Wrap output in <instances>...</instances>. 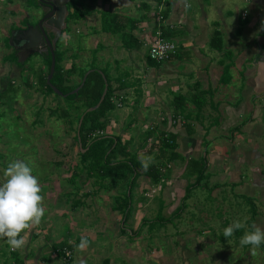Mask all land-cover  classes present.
Returning a JSON list of instances; mask_svg holds the SVG:
<instances>
[{"label":"crops","instance_id":"crops-1","mask_svg":"<svg viewBox=\"0 0 264 264\" xmlns=\"http://www.w3.org/2000/svg\"><path fill=\"white\" fill-rule=\"evenodd\" d=\"M240 1H97V70L108 76L117 96L115 103H121L116 109L123 110L122 119L111 120L104 130L106 135L130 143V150L139 164L131 179H137L130 192L128 180L108 178L97 182L88 174L77 173L78 162L54 163L58 173L52 172L50 179L47 176L40 183L42 197L48 198L43 205L47 221L42 219L39 225L21 234L25 244L14 252L9 248L12 259L0 248V264H65L59 254L64 243L71 247L68 250L82 258V263L88 264L97 255V235L103 234L100 231L110 228V224L122 227L125 224L130 229L132 238H128L126 245L131 250L140 242L137 233L143 232L145 227V232L153 236L154 232L159 235L171 224L172 220L163 224L160 216L166 220L173 217L197 220L206 213L208 209L205 207L204 211L203 207L209 202L218 203L211 210L220 207L222 224L230 225L233 220H238L239 217L234 219L231 212L234 213L233 207L238 209L240 204L229 202L231 193L240 191L244 184L264 191V167L257 162L259 158V161L264 160L261 157L263 151L258 140L253 139V136L261 135L260 130H253L255 117H260L258 114L264 101V0ZM102 11L109 12L113 20L107 32L104 31L107 18L100 13ZM163 11H166V19H163ZM159 29H163L166 39L175 42L178 49L169 62L154 64L149 61V50ZM63 49L67 50V47L63 46ZM70 51L64 60L65 69L78 63L79 57H73L75 53ZM72 79L80 81L78 76ZM10 82L16 84V78H11L3 91ZM24 85L28 87L25 82ZM248 128L253 130L247 132ZM163 139L172 149L165 151ZM73 142L75 145L69 146L68 154L77 155L82 147ZM142 161L148 164L147 170ZM154 166L163 176L159 183L148 174L154 173L151 170ZM198 170L204 174L200 179ZM245 170L249 172L248 176L244 175ZM127 171L124 169L120 175H126ZM72 176H81L78 184ZM64 184H68L65 188L72 204L64 198ZM125 187L127 194L132 195L129 215L128 210H121L118 202L120 191L125 192ZM198 190L203 195L208 191L210 196L195 200ZM56 192H60L59 195ZM55 195L59 198L54 197L51 203ZM61 196L64 203L60 201ZM240 196L235 194L233 198L236 200ZM226 203L229 209L224 207ZM179 210H182L181 215L176 216ZM131 212H134L132 216ZM90 216L103 219L105 227L100 229L102 224L100 230H97V224L85 227ZM56 217L64 219L63 225L70 224L76 237L71 236V231L66 235H55L53 220ZM258 217L257 214L254 224ZM187 225L178 223L177 232L166 235L163 243L170 237L184 250L192 239L187 241L183 235L186 229L188 233L194 229L193 224ZM201 225L205 227L198 233L204 235L214 233L212 229L217 224L206 219ZM248 231L251 230L248 228ZM124 235L118 239L121 246L125 245ZM81 236L87 239L88 245L84 250H77ZM109 241L115 239L109 238ZM182 241L185 242L183 246ZM15 252L18 257L26 255L23 262L16 259ZM111 264L124 263L111 260Z\"/></svg>","mask_w":264,"mask_h":264},{"label":"rangeland","instance_id":"rangeland-1","mask_svg":"<svg viewBox=\"0 0 264 264\" xmlns=\"http://www.w3.org/2000/svg\"><path fill=\"white\" fill-rule=\"evenodd\" d=\"M236 1L241 3L240 0ZM86 6L87 4L85 3V7ZM97 7L98 5L95 4L94 9L97 10ZM243 10L244 8L241 11ZM89 11L91 10H88V12ZM83 13L86 14V11ZM83 21L84 22L80 24L75 22L71 24L73 28H71L69 32L64 33L63 46H66L67 49H72L74 53L76 52V54L82 53L79 55L77 60V64H80L78 66V70L87 69L88 71H91L93 70L91 69L92 66L97 67V11L95 14L87 16V18ZM15 22H17V20L11 17L8 8H5L4 4H0V178H2L3 171L10 162L20 160L32 168V174L38 178L40 185V183H42L47 176L50 179L52 172L58 173V168L55 166L53 167L54 163H58L63 160L78 162V154H68L70 151L69 146L75 145L73 140L75 141L74 135L76 132L70 130L63 121H59L57 116H51V109H58L57 100L59 99L58 101L60 102L61 98L59 96V98H57L56 94L46 97L44 95H48L47 91L41 87L39 88L37 78L39 71L36 66L40 64L38 63L40 61L38 56L31 58L25 63V61L22 62L21 60H16L15 57L13 58L12 56L7 55L9 54V50H6L3 43H7V39L9 37H6L5 30H8V28H11L12 26H17L21 21L18 24ZM69 52L71 51L68 50V53ZM70 62L71 61H68V63ZM83 63H85V65H83ZM17 64H20L23 72L22 70L20 71L18 67H15ZM11 78H16L15 89H11L5 93L2 92L3 88H6L7 83ZM29 79L31 81V86L27 85L28 87H26L24 82L27 83ZM12 98L13 101H10ZM62 101L69 103V101L65 99ZM261 104L262 105L258 114L260 117H255V121H257L255 122L254 130H252H260L261 135L258 137L253 136V139L255 141L258 140L260 143L263 154L261 150H259V152L262 154L261 157L264 158V101L261 102ZM114 111L115 112L110 113L111 117L107 119L108 123H111V120L120 121L122 119L120 114L123 113V110L115 108ZM58 112L59 113L57 114L60 115V110H58ZM252 118L253 117H251V119ZM230 119H232V117ZM223 123L225 122H222V124ZM252 130L248 128L247 132ZM251 146L253 147V145ZM258 157H255L254 160H257ZM259 159L257 162H259L261 168H263L264 160L261 159L259 161ZM79 166L81 165L79 164ZM80 173L86 174V170H84V172L80 171ZM244 175L248 176L249 172H244ZM80 177L81 176L76 177L77 184ZM58 184L59 183L57 182V187ZM67 185L68 184H64L63 195L65 200H68L70 204H72V198L67 196L68 193L65 188ZM243 186L244 187L241 188L242 190H235L234 193H231V197H229V202L240 204L238 207L239 210L236 206L233 207V211L235 212H231V215L234 219L239 217L238 220L245 223V221L251 217V209L256 207L259 217L257 220L258 222H256L255 225L264 230V191L260 188H256L254 185L244 184ZM229 189L231 190V188ZM204 192V195L199 190L195 192L194 199L199 200V198H201V200H204L203 196H210L208 191ZM56 193L59 195L60 192ZM235 194H240L242 196L235 200L233 198ZM226 196L229 195L226 194ZM47 197H50V194H48ZM54 197L57 199L59 198L57 195L53 196L51 198V203L54 202ZM47 199L48 198L46 197L43 198V205L46 204ZM62 199L63 197L61 196L60 201H63L62 203H64V200ZM213 205H218V203H207V205L203 207V210L205 211V207L208 210L206 213L201 214L202 217L197 220H190L191 217H189L188 220H184L183 217L179 220L173 219L171 224L166 225L164 229H162V233H159V235L154 232L152 236L148 231L145 232V227L143 232L137 234V239L140 242L134 244L133 249L131 250L130 246L126 245V241L129 240L128 238H132L130 229L127 226L124 228L119 225L114 226L110 224V228H106L105 231H100L103 234L97 235L96 233L94 235H97V255L93 258V261H89L88 264H99V262L105 258H111V260L116 261L117 263L122 262L124 264H264V249L259 247L256 250L257 254L253 256L251 254V248L245 250L246 248L244 246L242 247L240 244L236 246L234 245L236 241L228 242L227 245L221 241L223 236V227L220 219L221 209L220 207H217L215 208L216 210H211ZM224 207L229 209L230 206L226 203L224 204ZM49 212H52V210ZM133 213L134 212H131V216ZM87 218L85 227L96 224L97 230L105 227L103 219L92 216ZM160 218H163V216H160ZM42 219L47 221L46 213ZM206 219L211 224H217L212 229L214 234L210 233L200 235L198 232L203 230V227H205L201 224L205 223ZM75 220L78 221V218L75 217ZM149 220L152 221L154 218L149 217ZM229 220L231 221L232 219ZM63 223L64 219H61L60 217H56L53 220L55 235L60 236L62 233L66 235L67 232L70 233L71 231V236L76 237L75 230L71 229L72 226L70 224H68L69 226L63 225ZM178 223H182V226L183 224L187 225V223L189 226L193 224V228L195 229L192 230V233H188L189 230L186 229L183 238L187 241L192 239V241L191 244L186 245L184 250L176 246L175 242L171 240L173 238L168 237L165 244L162 240L164 239L165 241L166 235H173L177 232L176 227H178ZM101 224L102 226H100ZM152 227L155 229L153 225ZM245 230L248 231V228L245 227ZM123 233H125L123 237L125 245L121 246L118 239L121 240ZM159 236H161V238H158ZM109 238H114L115 241L110 242ZM181 244L183 246L185 242L182 241ZM233 247H235L234 251ZM262 247H264V243H262ZM0 248L5 252H8L6 257L9 259L13 258V255L9 253L10 247L6 241H1ZM25 256L26 255L23 254L19 257L21 262H23ZM79 258L80 257H78L77 253H73L71 262L73 259L74 261L72 264H84L82 263V258ZM157 261H159V263Z\"/></svg>","mask_w":264,"mask_h":264},{"label":"trees","instance_id":"trees-1","mask_svg":"<svg viewBox=\"0 0 264 264\" xmlns=\"http://www.w3.org/2000/svg\"><path fill=\"white\" fill-rule=\"evenodd\" d=\"M91 3L87 4V6L83 7V11L80 9L75 8V12L71 14V19L79 24V22L85 20L87 16L93 15L98 12V10L94 9L95 4H97L98 0H90ZM104 3H109L112 0H102ZM88 10H91L88 12ZM86 11V14L83 13ZM102 15L105 14V17L107 18V22L104 25V31H109L111 22L113 24V20L110 18L111 14L109 12H100ZM163 19H166V11L162 12ZM115 18V17H113ZM97 30V28H96ZM117 30V27H115L114 31ZM97 32V31H96ZM163 32V29H162ZM163 38L166 39L165 32H163ZM6 47H9V43L7 40ZM70 49H63L62 51L58 52L56 54V72L54 74V77L51 81L52 85L57 87L64 95L69 94V96L65 97L62 95H58L55 93V91L52 89V87L47 83V78L50 73V67L52 63V57L49 55L48 58L45 59L43 62V65L41 68H38L39 74H37L38 78V85L39 88L45 89L47 91V96H50L52 94H56L57 98H61L60 102L57 100L58 109H51V116H57L59 121H63L70 130L75 131V141L76 144L79 142V137L81 139L82 148L78 152L79 159L78 163L81 166H76V171L79 173L80 171L84 172L86 170V174H88V177L95 178L94 180L97 182H102L107 180L108 178L113 179H124L128 180L130 182V192L133 189V185L136 181V177L132 181V177L135 176V173L137 172V169L139 168V164L135 161V155L130 150V143L124 142V140L120 137L116 136H110V135H104L102 137H98L93 139L92 133L97 130H104L107 128L109 114L117 107V104L115 103V92L114 89H112L110 85V81L108 79V76L106 73H104L107 81H105L103 75L97 70V67L92 66L91 69L94 71L91 72L87 80L84 84V86L80 89V91L77 94H70L75 89H77L82 81L84 76L87 73V69H80L78 70V65L72 63L71 67L69 69H65L64 67V60L66 58L67 52ZM97 50V48H96ZM67 51V52H66ZM97 54V51H96ZM80 54H75L73 57L78 58ZM13 58L15 57L16 60L17 57L15 55H10ZM70 58V57H69ZM172 59V58H171ZM149 61L156 64L154 60H152L149 56ZM16 62V61H15ZM20 67V64H17ZM74 76H78L80 78V81H74L72 78ZM31 81L30 79L25 82L26 85H30ZM106 83L108 84V92L104 99V101L101 103L100 107L94 111H89L90 108L95 107L97 104H99L102 95L104 93ZM15 83L10 82L8 85V88L2 92H8L9 90H14ZM59 96V97H58ZM67 100L69 103H65L62 100ZM13 101V98L12 100ZM69 104V105H68ZM60 108V109H59ZM58 110H60L61 114L58 115ZM83 117L82 124L80 126L81 118ZM173 143V141H172ZM163 144L166 146L165 151L167 149H172V147L169 145V142L165 139H163ZM84 151V152H83ZM176 154L175 151H172V154ZM59 154V153H58ZM83 165V167H82ZM124 169H127L126 175L123 173L120 175L121 172H123ZM151 170H154V173L151 171V173H148L151 179L155 183H159L163 176L161 175V170L157 169L156 166L152 167ZM198 174L200 177H202L204 174L200 170H198ZM74 177V176H72ZM76 178V176L74 177ZM120 198L118 199L119 207L122 208V211L128 210V215L130 214V210L128 209L130 206V202L132 200V195L129 196L126 191L125 192L120 191ZM255 210H252L253 216L249 218L246 222V228L248 227L249 230H253L251 228V225L254 224L255 217L257 216V209L254 207ZM182 210H179L177 212L178 215H181ZM175 217L171 219H161L163 224H167L170 220H173ZM154 221L153 223H155ZM222 223V222H221ZM224 223V222H223ZM229 226L228 223L222 224L223 229L224 226ZM143 226V224L141 225ZM123 227L125 228L126 225L124 224ZM131 232V231H130ZM216 232V231H215ZM247 232L245 228L237 230L232 237H229L228 240L222 236L221 241L227 245L228 242L236 241L234 245L240 244V238ZM139 233V232H138ZM137 233V234H138ZM214 234V233H213ZM132 235V233H131ZM136 235V234H135ZM235 246V247H236ZM233 247V251L234 248ZM247 250L251 248L252 246H244ZM71 248L70 246H66V244H62L59 248V254L61 255L63 262L65 264H70L71 259L67 257V250ZM261 249H264L262 247V244L260 245ZM72 251V250H71ZM74 251H72V254ZM233 253V252H232ZM7 255V253H5ZM16 258L18 259V254L16 252L14 253ZM66 262H65V261ZM102 264H111V258H106L102 261Z\"/></svg>","mask_w":264,"mask_h":264},{"label":"clouds","instance_id":"clouds-1","mask_svg":"<svg viewBox=\"0 0 264 264\" xmlns=\"http://www.w3.org/2000/svg\"><path fill=\"white\" fill-rule=\"evenodd\" d=\"M151 160V157H146ZM143 163L145 170L148 164ZM33 170L23 161L14 160L10 162L3 171L0 178V239H4L11 251L21 249L25 239L21 235L26 229L37 226L45 215L43 197L38 178L34 176ZM246 224L240 220L223 229V237L227 240L237 230L243 229ZM253 231H247L240 238V245L252 246L251 254L255 256L256 250L264 243V230L251 225ZM88 241L81 236L77 250H84Z\"/></svg>","mask_w":264,"mask_h":264},{"label":"flooded vegetation","instance_id":"flooded-vegetation-1","mask_svg":"<svg viewBox=\"0 0 264 264\" xmlns=\"http://www.w3.org/2000/svg\"><path fill=\"white\" fill-rule=\"evenodd\" d=\"M85 3L89 4L91 1L0 0V4H4L5 8H8L11 17L17 20L15 23L18 24L21 21L17 26H12L11 28H8V30H5L6 37H9L7 39L8 43L13 32L16 34L18 31L22 32L30 28L33 39H35L38 44L28 48L23 47L24 44H20L22 48L16 50L11 46L6 47L5 42L3 43L4 47L6 50H9V54L7 55H15L18 60H21L22 62L25 61V63L31 58L38 56L40 59L38 62L40 64L36 65L38 68L41 64H43L45 59L49 57V55L52 57V51L57 54L63 50L62 46L64 33L69 32L71 28H73L71 24L74 23V21L71 19V14L76 11L75 8L83 11ZM82 22L84 21L79 22V24ZM49 43H51V45ZM18 69L21 70L20 67H18Z\"/></svg>","mask_w":264,"mask_h":264},{"label":"water","instance_id":"water-1","mask_svg":"<svg viewBox=\"0 0 264 264\" xmlns=\"http://www.w3.org/2000/svg\"><path fill=\"white\" fill-rule=\"evenodd\" d=\"M63 21L65 22L64 19H63ZM18 32L16 34H15V32H13L12 33V37H11V39L9 41V45L11 47H13L14 49H16V50L21 49L22 47L20 46V44H24L23 47H26V48L31 47V46H34V45L37 44V41L35 39H33L32 31H31L30 28H28L26 31H22V32H19V33ZM49 44L51 45V43H49ZM93 71L94 70L88 71L86 73V75L84 76L81 85L77 89H75L73 92H71L70 94H77L80 91V89L84 86V84H85V82L87 80L88 75L91 72H93ZM55 72H56V55H55V52L52 51V63H51V67H50V73H49L48 78H47V83L52 87V89L55 91L56 94L62 95V96H65V97L69 96V94L64 95L57 87H55V86L52 85L51 81H52V79L54 77ZM101 74L103 75V73H101ZM103 77H104L105 81H107V79L105 78L104 75H103ZM107 92H108V84L106 83V87H105L104 93L102 95V98H101L99 104H97L93 108H90L89 111H94V110H96V109H98L100 107L101 103L104 101V99H105V97L107 95ZM82 121H83V117L81 118L80 126L82 124ZM79 142H80V147H82L80 137H79Z\"/></svg>","mask_w":264,"mask_h":264},{"label":"built area","instance_id":"built-area-1","mask_svg":"<svg viewBox=\"0 0 264 264\" xmlns=\"http://www.w3.org/2000/svg\"><path fill=\"white\" fill-rule=\"evenodd\" d=\"M177 49H178L177 44L173 41L163 38V32L162 30L159 29L156 37L153 39L151 43L149 56L152 60H154L157 63H167L177 53ZM117 105L121 106V103L118 102ZM106 134L107 132L105 130H97L93 132L91 136L93 139H95L98 137H102ZM66 255L69 259L73 257L72 251L70 250H67Z\"/></svg>","mask_w":264,"mask_h":264}]
</instances>
